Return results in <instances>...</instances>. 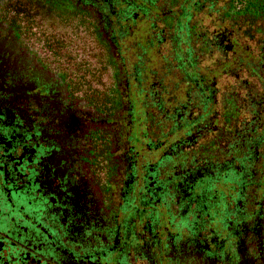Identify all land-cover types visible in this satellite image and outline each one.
<instances>
[{"label": "flooded vegetation", "instance_id": "1", "mask_svg": "<svg viewBox=\"0 0 264 264\" xmlns=\"http://www.w3.org/2000/svg\"><path fill=\"white\" fill-rule=\"evenodd\" d=\"M112 28L103 74L105 54L95 72L46 53L0 5V264H264V168L212 182L222 167L148 138L159 86Z\"/></svg>", "mask_w": 264, "mask_h": 264}, {"label": "trees", "instance_id": "2", "mask_svg": "<svg viewBox=\"0 0 264 264\" xmlns=\"http://www.w3.org/2000/svg\"><path fill=\"white\" fill-rule=\"evenodd\" d=\"M96 4L98 12L86 9ZM30 7L74 36H87L105 54V68L111 62L116 70L101 30L102 22L112 23L111 44L125 48L123 55L133 52L128 55L137 74L156 77L159 87L153 92L160 91L162 113L152 114L149 122L162 128L163 140L178 144L179 163L195 158L222 167L211 173L212 182L237 185V171L246 186L258 181L264 168V0H30ZM206 15L222 26L208 32L200 24ZM162 45L164 74L175 78V95L144 62ZM205 55L212 64L202 74ZM222 77L227 81L221 90L216 85Z\"/></svg>", "mask_w": 264, "mask_h": 264}, {"label": "rangeland", "instance_id": "3", "mask_svg": "<svg viewBox=\"0 0 264 264\" xmlns=\"http://www.w3.org/2000/svg\"><path fill=\"white\" fill-rule=\"evenodd\" d=\"M0 5L6 9L8 15L18 22L20 28L29 34V36L34 40L35 47L41 49L46 53H50L55 56H60L61 58L66 57L74 63L85 65L88 69H92L97 72L100 69V64L97 65L96 60L101 56L99 48L91 42L87 36H83L82 33L74 36L70 29H67L57 23L54 19L50 18L49 15L43 13L42 11L34 13L32 7H30V0H0ZM202 26L208 28V32L217 29L222 26L214 16H203V20L200 23ZM258 39V35L253 40H249L251 45L254 44V40ZM61 48V49H60ZM124 52L126 51L123 48ZM160 52L150 53L146 57L145 65L149 66L152 71L157 72L156 76L160 82L165 84L168 88L170 94H177V90L174 88L175 78L171 74L167 76L164 74L165 68L163 67L164 62L162 61V56L165 54V48L163 45L160 47ZM133 52L128 51L124 53V57L128 59V67L135 62ZM64 58V59H66ZM103 63V62H101ZM149 64V65H148ZM212 64V58L208 55L201 57V63L199 65L200 72L206 74V67H210ZM105 62L103 63L102 72L106 74ZM158 74V75H157ZM171 75V76H170ZM218 89L222 90L226 78H217ZM152 79H148L144 85L149 86ZM172 88V90H171ZM152 114L148 112L147 114V128H148V138H153L155 136L156 128H152L150 125V118ZM221 121V120H220Z\"/></svg>", "mask_w": 264, "mask_h": 264}]
</instances>
